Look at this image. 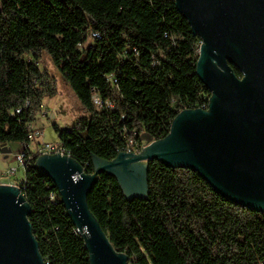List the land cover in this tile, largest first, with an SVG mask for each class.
<instances>
[{"label":"trees","instance_id":"16d2710c","mask_svg":"<svg viewBox=\"0 0 264 264\" xmlns=\"http://www.w3.org/2000/svg\"><path fill=\"white\" fill-rule=\"evenodd\" d=\"M91 32L100 37L79 48ZM200 42L174 0H0V148L28 143L25 121L56 94L38 66L42 51L84 110L70 125L52 126L86 172L94 171L90 153L108 160L129 138L144 144L143 132L163 138L178 107L210 96L196 74ZM94 91L112 106L95 105ZM25 150L22 194L41 256L46 264H89L57 188L34 166L37 151ZM147 163V198L127 200L105 171L87 195L128 264H264V212L228 200L190 168Z\"/></svg>","mask_w":264,"mask_h":264},{"label":"water","instance_id":"95a60500","mask_svg":"<svg viewBox=\"0 0 264 264\" xmlns=\"http://www.w3.org/2000/svg\"><path fill=\"white\" fill-rule=\"evenodd\" d=\"M201 42L196 74L210 91L208 109H184L166 136L143 132L139 153L112 159L90 153L88 173L72 157L40 154L35 168L55 185L60 201L81 233L89 264H127L114 249L87 204L97 175H113L125 196L147 198L148 160L199 173L228 200L264 212V0H174ZM233 66L241 76H237ZM68 128V127H66ZM0 152H10L1 146ZM20 189L0 183V264H46L28 219Z\"/></svg>","mask_w":264,"mask_h":264},{"label":"rangeland","instance_id":"374dc122","mask_svg":"<svg viewBox=\"0 0 264 264\" xmlns=\"http://www.w3.org/2000/svg\"><path fill=\"white\" fill-rule=\"evenodd\" d=\"M26 59H32L30 54L25 56ZM38 66L42 72H46L48 77L54 82L56 94L52 97L45 96L44 105L47 109L46 116H39L34 119L35 126L40 127L42 136L38 139L31 140L29 146L32 151L37 150L41 142L54 143L58 141V136L53 129L52 124L57 123L60 127L68 126L77 117L84 113L77 97L64 81L58 69L52 64L48 54L40 52ZM10 149L6 155L0 152V183H6L12 180V177L5 175V172L13 167L18 168V161L15 156L21 149L19 142H10L7 146ZM17 176H22V170L18 168Z\"/></svg>","mask_w":264,"mask_h":264},{"label":"built area","instance_id":"2783aa9c","mask_svg":"<svg viewBox=\"0 0 264 264\" xmlns=\"http://www.w3.org/2000/svg\"><path fill=\"white\" fill-rule=\"evenodd\" d=\"M99 37L100 36H99L98 32H91L86 41L78 43V47L83 48L86 46H90L93 44V41ZM209 97L207 99L206 104H201L200 106H197V107H194L192 105L183 104L182 107H178L177 110H178V112H180L181 110H184V109H194V108H200V109L207 110L208 109V103H209ZM91 100L95 105H97L99 107H102L103 105H107L109 107L112 106V104L110 102H108V101L104 102L96 91L93 92ZM28 105H29V100H25L23 107H26ZM21 111H22V107H18L15 109V113H20ZM46 112L47 111L42 110V104H41L40 109L35 112L33 119L25 121V127L27 130V140H29V142L28 143H26V142L19 143L21 145V149L19 150L18 154L15 156V158L18 161V168H20L22 170V176L21 177L17 176V172L19 169L16 167L10 168L5 172L6 176L13 178L12 180L7 181L6 184L14 185V186L18 187L21 192H22V189L25 188V183H26L25 174H26V169H27V152H26L25 148H26V146H28L30 148L29 143L31 140L38 139L39 137L42 136V131H41L40 127L35 126L34 119L37 117V114H39V116H41V117L46 116L47 115ZM143 145L144 144H140L138 141L134 140L133 138H129L126 145L121 149H117V152L124 151L127 153H139L141 151V149H142L141 147H143ZM37 147L38 148L36 151H37L38 155L44 154V153H47V154H56L57 153L59 155H65V156L71 157L70 150L68 148H66L64 146V144L59 140L57 142H54V143H48V142H42L41 143L40 142ZM87 164L88 163H85L84 165L81 164L83 166V170H85V166ZM55 196H56L55 193L51 192L49 194L50 200H54Z\"/></svg>","mask_w":264,"mask_h":264},{"label":"crops","instance_id":"0c3cea01","mask_svg":"<svg viewBox=\"0 0 264 264\" xmlns=\"http://www.w3.org/2000/svg\"><path fill=\"white\" fill-rule=\"evenodd\" d=\"M44 98H45V97H44ZM44 98H43V101H42V110L47 111V109H46V107H45V105H44Z\"/></svg>","mask_w":264,"mask_h":264}]
</instances>
